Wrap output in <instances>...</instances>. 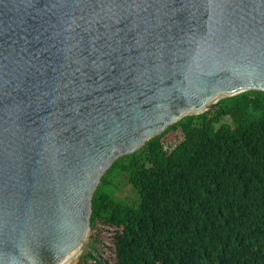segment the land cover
<instances>
[{
  "label": "water",
  "instance_id": "95a60500",
  "mask_svg": "<svg viewBox=\"0 0 264 264\" xmlns=\"http://www.w3.org/2000/svg\"><path fill=\"white\" fill-rule=\"evenodd\" d=\"M264 91V0H0V264H65L121 156Z\"/></svg>",
  "mask_w": 264,
  "mask_h": 264
},
{
  "label": "trees",
  "instance_id": "16d2710c",
  "mask_svg": "<svg viewBox=\"0 0 264 264\" xmlns=\"http://www.w3.org/2000/svg\"><path fill=\"white\" fill-rule=\"evenodd\" d=\"M120 174L138 204L109 189ZM76 264H264V91L223 98L119 157Z\"/></svg>",
  "mask_w": 264,
  "mask_h": 264
},
{
  "label": "rangeland",
  "instance_id": "374dc122",
  "mask_svg": "<svg viewBox=\"0 0 264 264\" xmlns=\"http://www.w3.org/2000/svg\"><path fill=\"white\" fill-rule=\"evenodd\" d=\"M112 184L114 186H111L109 188L110 190L115 189V196L118 200L123 202H128L132 204H138L140 202V194L138 191L134 188V186L129 182L128 178L120 174L116 177L114 181H112ZM91 231V229H90ZM90 231L88 233V237L85 240V243L81 246V248L75 253L74 257L69 261L68 264H76V262L79 260L81 255L84 253L86 242L89 239ZM72 261V262H71Z\"/></svg>",
  "mask_w": 264,
  "mask_h": 264
},
{
  "label": "bare ground",
  "instance_id": "6f19581e",
  "mask_svg": "<svg viewBox=\"0 0 264 264\" xmlns=\"http://www.w3.org/2000/svg\"><path fill=\"white\" fill-rule=\"evenodd\" d=\"M75 253L67 260V262L65 264H68L69 261L74 257ZM72 262V261H71Z\"/></svg>",
  "mask_w": 264,
  "mask_h": 264
}]
</instances>
